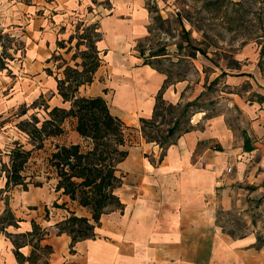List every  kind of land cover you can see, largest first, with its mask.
Wrapping results in <instances>:
<instances>
[{"label": "crops", "instance_id": "1", "mask_svg": "<svg viewBox=\"0 0 264 264\" xmlns=\"http://www.w3.org/2000/svg\"><path fill=\"white\" fill-rule=\"evenodd\" d=\"M88 2L31 0L22 3L11 0L0 7V29L23 39L27 47L22 66L24 76L32 80V84L28 87V81L23 83V87L27 86L24 95L40 88L32 98L35 101L49 91L58 104L48 106L47 111L54 106H67L57 94L56 80H51V74L45 70H51V57L57 54L56 45L64 38L60 30L71 20L72 14L79 8L82 10ZM96 2L91 1L86 12L92 16L95 13L91 20H95L98 28L97 48L109 61L113 72L112 95L107 105L110 113L125 124H136L139 118L151 117L155 97L167 80L164 72L149 64L135 65L133 60L123 59L137 40L147 36L150 13L145 0ZM13 66L16 68L15 64ZM14 85L12 95L16 96L19 84ZM105 90L103 87L102 93ZM174 91V87L165 86L164 100L169 102ZM102 93L92 96L105 99L106 95ZM260 103L245 104L241 99H235L236 106L250 119L253 136L244 131L255 140L250 152L243 151V142L233 143L236 138L242 140L243 136L236 137L224 117L207 118L202 112L191 118L193 129L176 137L163 155L157 144L140 137V143L129 147L126 158L118 165L122 184L116 194L123 205L122 210L103 215L95 228V236L76 242L72 248L67 234L56 235L50 229L69 215L67 209L84 215L82 208L74 204L75 208H71L66 196L54 193L52 200L60 199L68 203L65 206L69 208L54 214L49 212L43 219L49 199L43 202L27 197L31 189L23 195L5 191L11 194L7 200L0 195V220L10 211L15 224L0 223V264H29L27 260L17 261L9 234L31 232L33 222L50 231L39 244L51 247L48 257L39 253L35 264H43L45 260L47 264H264V235L249 231L232 236L217 218L218 209L228 210L239 204L241 185L252 186L253 190L247 191L248 197L251 193L264 192L258 183L259 169L264 171V147L261 144L264 140V105ZM71 120V130L66 133L64 128L67 119L63 123L64 134L48 139L57 138L58 144L81 143L82 139L74 130L75 120ZM217 140L226 148L212 149L213 141ZM18 144L22 149H33L27 139ZM227 167H231L230 173L226 172ZM5 182V175L0 174V192L5 190ZM32 251L33 244L28 242L19 248L25 258Z\"/></svg>", "mask_w": 264, "mask_h": 264}, {"label": "rangeland", "instance_id": "2", "mask_svg": "<svg viewBox=\"0 0 264 264\" xmlns=\"http://www.w3.org/2000/svg\"><path fill=\"white\" fill-rule=\"evenodd\" d=\"M8 1L11 0H0V7ZM19 1L29 3L31 0ZM88 1L82 10L79 8L72 14L71 20H68L65 27L59 29L63 32L64 38L60 42L62 48L56 45L57 54L53 57L52 63H49L51 80L62 79L63 70L67 66L76 68V65L82 62L87 64V68L93 66L95 61L93 44L97 46L99 33L95 20H91L95 13L92 16L86 12V7L90 6L91 1L96 0ZM145 6L150 13L148 34L137 40L135 46L123 55V59L133 60L135 65L149 62L150 66L167 75L166 86L174 87L175 91L171 94L172 99H169V102L164 100L162 91L165 104L179 103L182 107L201 94L199 99L189 106V114L186 115L190 120L199 112L204 113L207 118L219 115L224 117L225 123L233 130L236 137L242 138L243 131L253 136L249 128L250 119L236 106L235 99H241L245 104L261 102L264 105L261 100L264 98V53L260 52L262 47L264 48V39H262L264 0H145ZM26 49L23 39L15 38L0 29V174L2 175H5L4 170L9 167L6 152L14 143L27 139L25 133L20 130L19 123L22 121L32 123L33 116L41 121L46 116L42 107L58 104L56 98L48 91L45 92L44 97L35 99L33 107L32 98L40 88H35L32 93H28L30 95H24L27 86L32 84V80L29 81L24 76L22 66V57ZM202 50L205 55L199 52ZM156 54L157 56L151 57ZM110 56L109 53L108 59ZM98 57L101 58V63L92 76V83L80 86L78 96L89 97L102 93V88L105 87L106 90L102 94L106 95L105 99L108 103L112 95L110 82L113 79V72L109 61L101 53ZM79 69L81 70L80 66ZM223 71L224 74L221 75ZM216 78L217 80L209 87ZM25 81H28V85L23 87ZM16 83L19 84V88L16 96H13L15 92L13 87ZM162 109L165 115L163 120L170 125V120L178 115L181 108L172 113L167 111V106ZM24 110L26 113L21 115ZM40 124L41 122L38 126ZM126 125L137 130L140 127L138 121L136 124ZM184 127L183 124L180 126L181 129ZM64 128L66 133L73 128L71 119L64 124ZM161 128L164 130L167 125ZM153 134L156 135L157 132L153 131ZM132 135L133 143L130 147L140 143L139 132L132 131ZM250 139L252 142L255 141L253 137ZM55 140L57 138L46 139L43 148L32 149L31 157L22 172L26 190L23 189L22 184H18L0 192L1 197L7 200L11 192L8 194L4 193L5 191L12 190L15 195H23V192L31 189L27 197L32 196L31 198L35 197L43 202L49 199L46 204L48 207L46 206L43 211V219L49 212L54 214L57 210L69 208V206H55L54 203L61 205L65 202L55 198L52 200L56 194L51 185L54 180L45 179L48 175L51 176L47 158L57 143ZM240 142H243V139L236 138L233 141L234 144ZM261 144L264 147V140ZM221 147L226 148L218 140L213 141L211 145L214 150ZM259 171L262 174L260 173L258 183L264 189V171L261 169ZM34 183H39V186L35 188ZM251 190H253L252 186L241 185L239 204L228 210H217L219 224L232 236H239L249 231H257L264 235V192L251 193L252 196L248 197L247 191L251 192ZM74 205L71 203L70 207L74 209ZM82 213L85 214L83 210ZM50 231L55 233L56 229Z\"/></svg>", "mask_w": 264, "mask_h": 264}, {"label": "trees", "instance_id": "3", "mask_svg": "<svg viewBox=\"0 0 264 264\" xmlns=\"http://www.w3.org/2000/svg\"><path fill=\"white\" fill-rule=\"evenodd\" d=\"M92 3L97 4L96 1H92ZM263 36L262 39H264ZM99 40L98 37L96 42ZM60 42L57 44L59 48H62ZM93 49L95 61L92 67L87 68L85 62L76 65V68L67 66L63 70V78L55 79L57 94L67 106H54L49 111H47V107H42L46 112V116L41 121L33 116L32 123L29 121L19 123L20 130L25 133L27 141L33 149H41L44 147L46 139L64 134L63 123L65 120H75L74 130L82 139L81 143H56L47 158L51 176L48 177V175L45 178L54 180V192L66 196L69 202L82 208L85 213L84 215H77L75 211H68L69 215L54 225L56 235L65 233L70 237L71 248L76 242L95 236V228L99 226L103 215L110 211L122 210L123 205L116 194V189L122 184V178L117 172L119 170L118 165L126 158L128 148L133 143L132 131H138L140 137L146 142L157 144L161 148V155H163L165 150L174 143L176 137L193 129V126L189 123L190 118L186 114L189 111V106L193 104L192 102H196L200 97L198 96L195 100L183 104L182 107L179 103L165 104L161 93L168 83L167 78L165 85L161 87L155 97L151 117L148 119L139 118V130L128 126L110 113L107 102L102 96H78L79 87L92 83V76L97 67H100L101 58L98 56L101 52L94 44ZM199 52L205 55L203 50ZM260 52L264 53L263 47ZM54 56L51 57V60ZM153 56H157V54L151 55V57ZM144 64H149V62ZM45 71L49 75L51 74L49 68ZM223 74L224 71L221 72V75ZM216 80L217 78L211 82L209 87ZM261 100L264 102V98ZM34 104L35 101L32 103L33 107ZM165 106H167L169 113L181 108L178 115L170 120V125L163 120L165 115L162 108ZM25 113L26 110L21 115ZM39 122L41 124L38 126ZM182 124L185 125L183 129L180 128ZM164 125H167V128L163 130L161 127ZM147 128L149 131H147ZM153 131H156L157 134L154 135ZM242 148L245 152L254 149L253 142L244 131ZM31 152L32 149L25 150L18 143H14L8 153L9 167L4 170L5 189L22 184L23 189L26 190L27 186L22 172H24L25 166L31 157ZM33 185L36 187L39 186V183ZM54 204L57 207L66 205V203ZM3 221H6L9 225L15 224L10 211L5 213L0 223ZM48 234L47 230L41 229L34 222L32 223L31 232L9 234L17 261L20 263L27 260L29 264H35L39 258V253L47 258L51 253V247L47 245L40 246L39 242ZM33 240H35L34 243ZM257 240L262 241L260 238ZM27 242L33 244V251L28 258H25L19 252V248ZM43 264H47V261L45 260Z\"/></svg>", "mask_w": 264, "mask_h": 264}, {"label": "built area", "instance_id": "4", "mask_svg": "<svg viewBox=\"0 0 264 264\" xmlns=\"http://www.w3.org/2000/svg\"><path fill=\"white\" fill-rule=\"evenodd\" d=\"M201 161H204V159L202 158ZM226 172H227V173H230V172H231V167H227Z\"/></svg>", "mask_w": 264, "mask_h": 264}]
</instances>
